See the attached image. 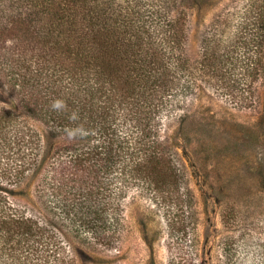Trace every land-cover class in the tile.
Instances as JSON below:
<instances>
[{"label": "trees", "instance_id": "obj_1", "mask_svg": "<svg viewBox=\"0 0 264 264\" xmlns=\"http://www.w3.org/2000/svg\"><path fill=\"white\" fill-rule=\"evenodd\" d=\"M193 3L0 0V81L62 140L37 167L0 162V264H66L72 236L118 248L138 197L164 218L171 264H195L185 247L197 196L167 123L186 122L185 98L202 85L239 110L260 106L264 0L216 13L191 50ZM221 219L220 263L264 264L241 207L224 205Z\"/></svg>", "mask_w": 264, "mask_h": 264}, {"label": "rangeland", "instance_id": "obj_2", "mask_svg": "<svg viewBox=\"0 0 264 264\" xmlns=\"http://www.w3.org/2000/svg\"><path fill=\"white\" fill-rule=\"evenodd\" d=\"M247 2L195 0L190 49L197 48L202 30L216 13ZM3 80L7 86L0 81V162L21 164L26 170L34 161L37 167L49 145L61 138L51 137L45 124L24 109L23 94L16 99L9 79ZM259 92L256 110H239L202 85L185 98L186 122L167 123L170 144L185 163L197 196L196 239L192 247H185L195 264H221V240L230 233L221 219L224 205H239L250 228L245 233L255 236V242L264 240V78ZM33 177L29 175L16 193L28 197ZM125 216L126 240L120 247L89 245L72 236L66 239V264H171L178 249L168 252L167 227L156 205L138 197L126 205ZM251 250L257 251L256 243Z\"/></svg>", "mask_w": 264, "mask_h": 264}]
</instances>
